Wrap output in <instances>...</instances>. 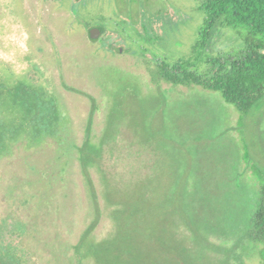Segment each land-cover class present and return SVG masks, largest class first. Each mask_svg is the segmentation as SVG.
<instances>
[{
    "label": "rangeland",
    "instance_id": "obj_1",
    "mask_svg": "<svg viewBox=\"0 0 264 264\" xmlns=\"http://www.w3.org/2000/svg\"><path fill=\"white\" fill-rule=\"evenodd\" d=\"M143 2L128 7L124 0H89L78 20L51 5L53 27L52 22L46 25L47 15L41 8L39 34L47 47L55 44L54 53L41 58L45 62L41 67L49 71L60 103L70 114L75 130L71 138L81 146L94 100L97 110L91 140L107 144L105 159L110 164H105L106 180L99 196L102 219L90 233L96 213L87 202L90 186L80 173L79 155L74 156L76 176L73 172L71 176L61 158L69 144L56 149V138L55 147L47 148L50 136L44 140L40 135L36 140L24 136L25 131L0 143V155L10 151L11 142L35 143L33 161L39 171L52 172L53 166L65 170L63 176L53 178L51 188L44 178L36 182L47 212L40 222L39 244L60 264H260V246L250 235L264 176V99L248 115H241L218 92L156 82L158 66L152 61L161 65L192 58L206 18L202 7L206 0ZM157 10L160 14L152 21H158L161 29L156 30L155 49L149 51L152 57L106 51L101 55L82 25L98 13L111 17L119 13L125 16L130 34L135 30L144 37L146 20L138 15L128 19V12L148 16ZM24 40L19 38L26 49ZM118 42L131 47L127 40ZM120 45L114 43V50ZM242 46L243 39L235 30L218 29L193 71L206 74L218 55L240 58ZM43 50L39 49L40 56ZM17 78L8 67L0 66L2 91L23 88L11 85ZM36 88L41 94L52 89L44 75ZM4 113L14 121L13 111ZM112 147L116 151L109 153ZM65 157L69 161L70 155ZM26 163L19 159L3 165L13 164L14 173L26 174ZM90 178L99 190V170L91 172ZM9 184L4 182L0 190L9 191ZM89 201L94 203L92 198ZM67 239L77 247L64 257L60 250Z\"/></svg>",
    "mask_w": 264,
    "mask_h": 264
},
{
    "label": "flooded vegetation",
    "instance_id": "obj_2",
    "mask_svg": "<svg viewBox=\"0 0 264 264\" xmlns=\"http://www.w3.org/2000/svg\"><path fill=\"white\" fill-rule=\"evenodd\" d=\"M88 1L89 0H0V51L14 53L12 60L0 57V66L8 67L10 71L20 76V79L17 78L15 82L11 83L12 86L23 87L19 89L18 92H16L17 88L4 89L2 91L5 83L0 80V110L3 112L0 115V143H8L5 140L6 137H11L20 131H25L24 136L36 140L40 135L43 136L44 140H46V137L50 136L47 148L53 149L55 147L53 143L56 138V149L62 145L66 148V144H69V148H66V150L62 152L61 158H63L64 164H68L71 176L72 172L73 176H76L75 169L78 162L80 173L90 186L88 187L86 185L89 192L86 198L87 202L91 204L89 207H93L96 213V218L92 223V227L88 230V232L92 233L102 219L103 205L100 203L99 196L102 195L104 181L106 180L105 164H110L106 163L105 159L108 146L102 141L93 143L88 137V131L90 130L92 133L91 124L93 122L94 112L97 110L93 100V109L90 114V122L88 130H86L85 139L82 141L81 146H78L75 144L74 140H72L71 137L75 130L71 124L70 114L67 113L60 103V98L54 84L55 82L51 81L47 76L49 71L46 72L41 67V62L45 63L41 58L48 59L50 54H53L55 51V44L52 45V51L51 47L46 46L44 37H41L39 34L41 8H43L42 13H44V16L47 15V23L44 18L45 22H43V24L45 25L46 23V25L50 27L52 22L53 27V19L50 16V12L53 10L50 8L51 5H53L55 10L67 12L71 17L78 20L81 8L84 7ZM124 1L128 4V7L137 6L139 3V0ZM146 1L147 0H144L143 2L145 5L147 4ZM128 13H130L128 19H133L134 15H138L143 20H146V23L143 24L144 37L136 33L135 30H131L132 34H130L129 28L127 29L126 26L128 22L127 20H123L125 16L122 17L119 13H115L114 17L104 13H98L91 18L90 23L82 24L84 26V31L86 30L88 32V39L91 45L99 48L102 51L101 55H103L105 51L117 56L119 52H121L120 54L127 53V55L131 52L130 55L136 56L138 53L146 58L151 55L149 51H152V48L155 49L157 45V41L155 40V38H157V35H155L157 32L156 30L161 29V27L158 21L152 20L155 19V16L160 14V11L157 10L155 13L149 14L148 16H144L143 12L130 11ZM92 35L95 37L93 38ZM22 36L25 38L24 43L26 49L20 47L17 42ZM13 37H15V39H13ZM47 38L51 42V36L49 35ZM118 39L130 42L131 49L124 44L120 45ZM114 43L120 45L116 50H114ZM99 44L100 46H97ZM123 46L127 47L128 51H125V48H121ZM40 48L44 49L42 52L44 53L43 56H40ZM140 51L143 53H140ZM150 57H152V55ZM181 61L182 60H178L176 63H181ZM151 63L159 67L162 66L164 62H162L161 65H159L157 61H152ZM171 65H173V63H171ZM40 72L51 84L52 89L49 93L41 94L36 88L39 84ZM4 110L13 111L14 121L11 120L10 115L4 113ZM68 129H70V133H63L67 132ZM10 145V151L0 155V187L4 182L10 183L9 186L11 187L9 191L0 190V264H43L45 262V264H60L59 258L57 259L47 247L44 248L43 245L39 244V235L42 231L40 222L46 216L47 212L45 209L43 191L38 190L36 182L44 178L43 182L47 184L48 188H51L53 178L63 176L65 170L60 172V170L63 169L62 166L59 168L53 166L52 172L46 171V173H44L45 170L39 171L33 161V156L35 154L33 150L38 148V145L35 143L29 145L22 139L11 142ZM90 145H94L98 148V151H96L97 155L88 151ZM115 151L114 147H112L109 153H114ZM75 154L79 155L78 160L77 157L76 159L74 158ZM65 155H70L69 161L65 160ZM87 157L90 162L89 167H85L84 165L85 162H87ZM19 159H26L28 173H14L13 164L5 167L3 165L4 163L8 164L10 161ZM112 165H114V163ZM9 170L10 172H7ZM94 170H99L101 173L102 181L99 190L94 187L90 178L91 172ZM91 198L94 200L93 204L89 201ZM47 225V223L44 224V226ZM81 238L83 239L84 237ZM67 240L66 246L63 245L62 250H60L64 251V257L70 256L71 252L77 247V243L74 245L68 240L67 244ZM44 241L45 239L43 242Z\"/></svg>",
    "mask_w": 264,
    "mask_h": 264
},
{
    "label": "trees",
    "instance_id": "obj_3",
    "mask_svg": "<svg viewBox=\"0 0 264 264\" xmlns=\"http://www.w3.org/2000/svg\"><path fill=\"white\" fill-rule=\"evenodd\" d=\"M202 7L206 18L192 58L173 65L163 63L154 80L218 92L239 114L248 115L264 99V0H206ZM218 29H231L239 34L243 39L241 57L223 59L218 55L210 61L209 71L199 75L193 71L194 63L210 48ZM88 137L91 140L90 130ZM88 151L97 155L98 148L90 145ZM84 165L89 167L88 157ZM260 183L250 236L260 246V264H264V176Z\"/></svg>",
    "mask_w": 264,
    "mask_h": 264
},
{
    "label": "clouds",
    "instance_id": "obj_4",
    "mask_svg": "<svg viewBox=\"0 0 264 264\" xmlns=\"http://www.w3.org/2000/svg\"><path fill=\"white\" fill-rule=\"evenodd\" d=\"M13 39H15V37H13ZM17 42L19 43L20 47H23L22 41H17ZM13 56H14V53L0 51V57H3L4 59L12 60Z\"/></svg>",
    "mask_w": 264,
    "mask_h": 264
},
{
    "label": "water",
    "instance_id": "obj_5",
    "mask_svg": "<svg viewBox=\"0 0 264 264\" xmlns=\"http://www.w3.org/2000/svg\"><path fill=\"white\" fill-rule=\"evenodd\" d=\"M92 37L94 38L95 36L92 35Z\"/></svg>",
    "mask_w": 264,
    "mask_h": 264
}]
</instances>
